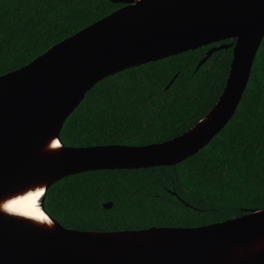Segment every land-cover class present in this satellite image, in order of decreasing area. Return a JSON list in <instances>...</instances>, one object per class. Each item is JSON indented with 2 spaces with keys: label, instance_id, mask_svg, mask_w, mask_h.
Returning <instances> with one entry per match:
<instances>
[{
  "label": "water",
  "instance_id": "obj_1",
  "mask_svg": "<svg viewBox=\"0 0 264 264\" xmlns=\"http://www.w3.org/2000/svg\"><path fill=\"white\" fill-rule=\"evenodd\" d=\"M108 1L124 6L0 76V205L39 187L51 223L0 208V264H264V209L193 228L113 232L66 229L43 211L45 191L63 178L175 166L208 145L234 115L264 37V0ZM229 39L197 64L232 47L218 101L188 131L144 146L61 144L64 121L104 78Z\"/></svg>",
  "mask_w": 264,
  "mask_h": 264
},
{
  "label": "trees",
  "instance_id": "obj_2",
  "mask_svg": "<svg viewBox=\"0 0 264 264\" xmlns=\"http://www.w3.org/2000/svg\"><path fill=\"white\" fill-rule=\"evenodd\" d=\"M108 0H0V76L119 8ZM207 47L123 70L86 92L59 132L64 147L144 146L192 128L218 101L231 48ZM110 203L106 209L104 204ZM43 211L70 230L193 228L264 209V37L225 127L175 166L97 170L49 186Z\"/></svg>",
  "mask_w": 264,
  "mask_h": 264
},
{
  "label": "bare ground",
  "instance_id": "obj_3",
  "mask_svg": "<svg viewBox=\"0 0 264 264\" xmlns=\"http://www.w3.org/2000/svg\"><path fill=\"white\" fill-rule=\"evenodd\" d=\"M51 148H58V145L51 143ZM38 190H42L39 187H32L28 190L21 191L18 193L13 194L9 197L4 203L0 205V208L6 213L11 216L20 219H29L36 223H41L45 225H51L50 221L44 216L40 207L39 201L41 200L40 195L35 198H29L27 201H18V203L14 205H9V201L17 200L18 197L26 196L28 193H33ZM41 194V191H40ZM40 197V198H39ZM39 198V199H38ZM4 205H9V207H4Z\"/></svg>",
  "mask_w": 264,
  "mask_h": 264
},
{
  "label": "snow or ice",
  "instance_id": "obj_4",
  "mask_svg": "<svg viewBox=\"0 0 264 264\" xmlns=\"http://www.w3.org/2000/svg\"><path fill=\"white\" fill-rule=\"evenodd\" d=\"M40 191H42V190H38V191L33 192V193H28L26 196L18 197L17 200L9 201V205H14V204L18 203V201H27V200H29V198H35V197L40 195ZM9 205H4V207L7 208V207H9Z\"/></svg>",
  "mask_w": 264,
  "mask_h": 264
},
{
  "label": "flooded vegetation",
  "instance_id": "obj_5",
  "mask_svg": "<svg viewBox=\"0 0 264 264\" xmlns=\"http://www.w3.org/2000/svg\"><path fill=\"white\" fill-rule=\"evenodd\" d=\"M114 4H120V3H114ZM120 5H121V6H120L119 8H121V7L124 6V4H120ZM119 8H117V9H119ZM117 9H116V10H117ZM234 41H235V40H231V39H229V40H224V41H220V42H216V43H213V44L207 45V46H208V50L211 49V48H216V47L221 46V45L234 44ZM207 46H203V47H207ZM200 48H201V47H200ZM228 48H231V50H232V47H228Z\"/></svg>",
  "mask_w": 264,
  "mask_h": 264
}]
</instances>
